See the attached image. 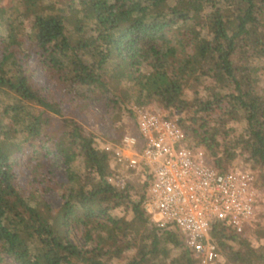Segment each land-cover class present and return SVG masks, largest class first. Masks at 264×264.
I'll use <instances>...</instances> for the list:
<instances>
[{
	"label": "trees",
	"instance_id": "trees-1",
	"mask_svg": "<svg viewBox=\"0 0 264 264\" xmlns=\"http://www.w3.org/2000/svg\"><path fill=\"white\" fill-rule=\"evenodd\" d=\"M53 2L0 3V264L5 255L18 264H201L177 229L144 210L153 176L123 190L110 183L125 166L75 119L58 124L61 103L30 60L58 75L65 102L103 95L123 108L136 95L140 105L175 106L189 146L211 165L226 171L239 155L264 173V0ZM52 154L67 172L59 207L44 196ZM247 231L215 223L218 260L264 264V246L252 244L264 230Z\"/></svg>",
	"mask_w": 264,
	"mask_h": 264
},
{
	"label": "built area",
	"instance_id": "built-area-1",
	"mask_svg": "<svg viewBox=\"0 0 264 264\" xmlns=\"http://www.w3.org/2000/svg\"><path fill=\"white\" fill-rule=\"evenodd\" d=\"M136 133L103 149L110 161L136 173L153 176L144 210L160 228L177 229L201 264H215V223L242 234L250 227L259 205L258 174L249 166L222 171L211 165L202 149L189 146L178 117L149 105L136 108ZM109 182L122 190L126 180L114 172Z\"/></svg>",
	"mask_w": 264,
	"mask_h": 264
},
{
	"label": "rangeland",
	"instance_id": "rangeland-1",
	"mask_svg": "<svg viewBox=\"0 0 264 264\" xmlns=\"http://www.w3.org/2000/svg\"><path fill=\"white\" fill-rule=\"evenodd\" d=\"M55 0H43L44 5L54 6ZM71 1V0H66ZM0 3L5 7H12L14 0H0ZM26 28L30 30V22L26 23ZM260 66L264 67V60L258 63ZM30 65L35 70L36 80L46 89L47 92H53L57 101L61 103L62 116H58V124L63 118H73L75 119L82 130L89 134H93L100 148H103L108 141L118 142L125 134L136 133V116L132 115L129 110H134L136 114V108L140 106L137 103L138 96L133 95L130 100L128 99L123 108H120L116 103H114L110 98L106 96H101L97 98L94 95H90V100L83 101L77 99L72 103L63 101L64 84L59 79L58 75L53 73H46L42 68L38 67V61L35 57L30 60ZM262 76L264 78V68L262 69ZM186 99H192L193 93L191 90H186ZM0 99L2 101L3 95L0 92ZM161 110L164 114L172 117L181 118L183 113L175 106L164 107L158 100H154L150 103L144 104ZM126 107V108H125ZM245 128V122H235L233 127V133L238 137ZM80 166H84L82 160H80ZM115 165L120 169L124 170V164L115 162ZM235 166H249L253 169L252 164L245 160L244 157L237 156L233 164L229 167ZM126 168V167H125ZM254 170V169H253ZM132 170L126 168V172L121 174L124 180L133 179L139 175ZM255 171V170H254ZM258 174L259 180V190L260 198L259 205L256 211V215L248 228L246 234H251V232L261 226L262 231L264 230V173L256 172ZM45 174L47 175V184L52 186L49 193L44 194L45 198L54 206L59 207L62 204L61 195L55 188L57 183L61 184L67 180V172L65 164L62 159L55 154H52L47 163ZM127 186V184H126ZM126 188V187H125ZM121 189V188H120ZM122 190V189H121ZM261 232L258 235H254L255 239L252 244L255 247L264 246V235ZM78 242H83L80 235H74ZM238 248V245H234ZM3 264H18L13 258L5 255ZM215 264H231L227 262L224 257H221L216 261Z\"/></svg>",
	"mask_w": 264,
	"mask_h": 264
}]
</instances>
